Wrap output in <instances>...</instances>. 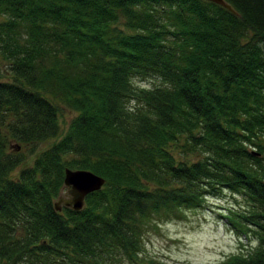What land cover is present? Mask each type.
Segmentation results:
<instances>
[{
	"label": "trees",
	"instance_id": "obj_1",
	"mask_svg": "<svg viewBox=\"0 0 264 264\" xmlns=\"http://www.w3.org/2000/svg\"><path fill=\"white\" fill-rule=\"evenodd\" d=\"M227 1L0 0V264L137 263L225 190L254 241L221 264H264V0ZM12 139L51 143L24 163ZM66 167L106 178L81 209L55 208Z\"/></svg>",
	"mask_w": 264,
	"mask_h": 264
},
{
	"label": "rangeland",
	"instance_id": "obj_2",
	"mask_svg": "<svg viewBox=\"0 0 264 264\" xmlns=\"http://www.w3.org/2000/svg\"><path fill=\"white\" fill-rule=\"evenodd\" d=\"M4 17V14H0V21ZM6 67L7 62L0 54L2 78H5ZM135 81L146 86L161 82L157 76L144 79L137 77ZM74 114L71 108L62 104V131L66 129ZM11 143L14 150L22 152L24 163H33L36 154L49 146L51 141L21 143L18 149H15L18 145L16 139H12ZM189 155L194 157L190 151ZM65 191L67 189L62 193ZM206 201L204 207L187 208L183 213H173L161 219L158 226L150 227L145 234L144 251L140 254L143 259L137 263L125 261L120 264H221L229 254L250 248L254 241L253 236L242 234L240 239L223 216L229 207L249 209L250 203L245 196L225 190L220 196H208Z\"/></svg>",
	"mask_w": 264,
	"mask_h": 264
},
{
	"label": "water",
	"instance_id": "obj_3",
	"mask_svg": "<svg viewBox=\"0 0 264 264\" xmlns=\"http://www.w3.org/2000/svg\"><path fill=\"white\" fill-rule=\"evenodd\" d=\"M218 2L232 11H236L227 0H212ZM19 145L15 147L18 149ZM106 178L88 168H65L64 185L69 193H62L58 199L54 200L55 208L61 210L63 205L74 209H81L85 204V198L91 191L100 189Z\"/></svg>",
	"mask_w": 264,
	"mask_h": 264
},
{
	"label": "flooded vegetation",
	"instance_id": "obj_4",
	"mask_svg": "<svg viewBox=\"0 0 264 264\" xmlns=\"http://www.w3.org/2000/svg\"><path fill=\"white\" fill-rule=\"evenodd\" d=\"M65 193H69L68 191H65ZM62 194V192L60 193V195ZM64 206V205H63Z\"/></svg>",
	"mask_w": 264,
	"mask_h": 264
}]
</instances>
